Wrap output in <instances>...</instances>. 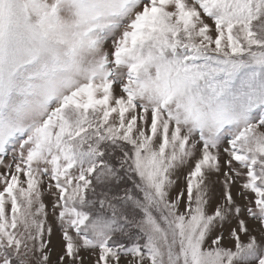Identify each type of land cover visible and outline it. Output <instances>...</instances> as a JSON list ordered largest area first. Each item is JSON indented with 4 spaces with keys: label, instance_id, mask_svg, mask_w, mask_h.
<instances>
[{
    "label": "snow or ice",
    "instance_id": "6c2138e0",
    "mask_svg": "<svg viewBox=\"0 0 264 264\" xmlns=\"http://www.w3.org/2000/svg\"><path fill=\"white\" fill-rule=\"evenodd\" d=\"M0 264H264V0H0Z\"/></svg>",
    "mask_w": 264,
    "mask_h": 264
},
{
    "label": "rangeland",
    "instance_id": "374dc122",
    "mask_svg": "<svg viewBox=\"0 0 264 264\" xmlns=\"http://www.w3.org/2000/svg\"><path fill=\"white\" fill-rule=\"evenodd\" d=\"M57 240H58V233L53 236V244L54 245L57 242Z\"/></svg>",
    "mask_w": 264,
    "mask_h": 264
}]
</instances>
